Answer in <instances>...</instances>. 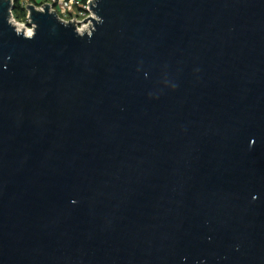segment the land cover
<instances>
[{
  "label": "water",
  "instance_id": "95a60500",
  "mask_svg": "<svg viewBox=\"0 0 264 264\" xmlns=\"http://www.w3.org/2000/svg\"><path fill=\"white\" fill-rule=\"evenodd\" d=\"M13 9L0 264H264V0Z\"/></svg>",
  "mask_w": 264,
  "mask_h": 264
},
{
  "label": "built area",
  "instance_id": "2783aa9c",
  "mask_svg": "<svg viewBox=\"0 0 264 264\" xmlns=\"http://www.w3.org/2000/svg\"><path fill=\"white\" fill-rule=\"evenodd\" d=\"M14 4V0H10ZM93 0H48L47 2L36 4V3H27L26 0H19V4L24 8L27 5H33L36 9L41 10L43 4H48L51 6V10L55 12L62 21L71 22L76 26L78 32H89L92 28V22L86 21L90 18H95L91 9H89V4L92 6ZM25 20L23 22H18L14 19L11 11V20L17 25L20 24L24 27V30L28 32L29 30L33 31V26L28 25V13L25 10Z\"/></svg>",
  "mask_w": 264,
  "mask_h": 264
},
{
  "label": "trees",
  "instance_id": "16d2710c",
  "mask_svg": "<svg viewBox=\"0 0 264 264\" xmlns=\"http://www.w3.org/2000/svg\"><path fill=\"white\" fill-rule=\"evenodd\" d=\"M12 15L14 19L18 22H23V20H25V10L19 4V0H14V9L12 10Z\"/></svg>",
  "mask_w": 264,
  "mask_h": 264
},
{
  "label": "clouds",
  "instance_id": "9594fccd",
  "mask_svg": "<svg viewBox=\"0 0 264 264\" xmlns=\"http://www.w3.org/2000/svg\"><path fill=\"white\" fill-rule=\"evenodd\" d=\"M9 23H11V21H9ZM34 34L35 33L32 30H29L27 33H25L28 38H31ZM249 144L251 147L254 144V141H250ZM253 199H256V197L254 196Z\"/></svg>",
  "mask_w": 264,
  "mask_h": 264
},
{
  "label": "crops",
  "instance_id": "0c3cea01",
  "mask_svg": "<svg viewBox=\"0 0 264 264\" xmlns=\"http://www.w3.org/2000/svg\"><path fill=\"white\" fill-rule=\"evenodd\" d=\"M27 3H36V4H41L44 2H47L48 0H26Z\"/></svg>",
  "mask_w": 264,
  "mask_h": 264
},
{
  "label": "bare ground",
  "instance_id": "6f19581e",
  "mask_svg": "<svg viewBox=\"0 0 264 264\" xmlns=\"http://www.w3.org/2000/svg\"><path fill=\"white\" fill-rule=\"evenodd\" d=\"M17 28H18L19 30H24V28H23L22 25H20V24L17 25Z\"/></svg>",
  "mask_w": 264,
  "mask_h": 264
},
{
  "label": "rangeland",
  "instance_id": "374dc122",
  "mask_svg": "<svg viewBox=\"0 0 264 264\" xmlns=\"http://www.w3.org/2000/svg\"><path fill=\"white\" fill-rule=\"evenodd\" d=\"M25 10H26V9H25ZM26 11H27V10H26ZM22 16H23V15H22ZM19 23H20V22H19ZM24 27H26V26H24ZM24 27H23V28H24Z\"/></svg>",
  "mask_w": 264,
  "mask_h": 264
}]
</instances>
